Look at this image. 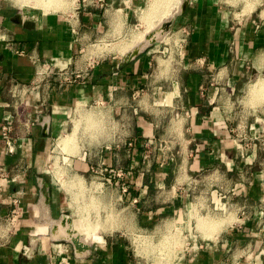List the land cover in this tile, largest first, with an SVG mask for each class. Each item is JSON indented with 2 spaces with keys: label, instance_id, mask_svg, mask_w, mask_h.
Segmentation results:
<instances>
[{
  "label": "crops",
  "instance_id": "crops-1",
  "mask_svg": "<svg viewBox=\"0 0 264 264\" xmlns=\"http://www.w3.org/2000/svg\"><path fill=\"white\" fill-rule=\"evenodd\" d=\"M104 1L43 12L0 0V264H138L123 232L82 240L47 175L79 107L106 128L71 168L110 182L102 192L122 199L132 230L208 202L219 230L190 238L173 264H264V0H188L166 37L136 46L122 38L146 0ZM152 1L143 22L162 4Z\"/></svg>",
  "mask_w": 264,
  "mask_h": 264
},
{
  "label": "rangeland",
  "instance_id": "rangeland-1",
  "mask_svg": "<svg viewBox=\"0 0 264 264\" xmlns=\"http://www.w3.org/2000/svg\"><path fill=\"white\" fill-rule=\"evenodd\" d=\"M8 1H10L15 8L22 11L42 10L43 12L66 10L72 8L75 3V0H58V2L55 1L57 2L55 4L52 3L51 0H47L48 2L46 0H40L41 3H39V0V2L36 0ZM158 1L162 3L163 0ZM166 1L168 0H164L162 4L156 5L155 8H151L152 15H157L154 11L169 12L173 4L171 13L161 19L155 18L147 23L140 19L141 14L148 4V0H146V4L138 13V19L132 22L133 27L131 31L128 30L130 35L124 36L122 38L123 41L128 45L133 44V46H136L141 42L144 33V37H146V34L157 28L162 31L157 40L166 37L168 34L166 30L161 29L162 23L171 18L175 12L180 11V3L182 0H169L168 3H166ZM157 7L161 10L158 11ZM167 43L170 44L168 39ZM145 44H147V42ZM143 45L144 44L139 45V47ZM173 52L174 49L171 47V50L165 51V54L162 53V57L165 59L170 56L172 57ZM170 65L171 63L168 66ZM260 82L264 84V80H258L255 83ZM257 96L258 94L256 97ZM261 97H264V93ZM257 102L258 100L252 101V104H256ZM109 126V123H107V127L110 129ZM105 128L106 126L104 124L99 123L98 111L94 109L89 111V109H87L85 112H82L79 107L75 114L71 116V120L66 127L67 131L65 130L63 134H60L59 137L53 140L49 149L51 151L48 153L47 175L54 179V184L62 191L64 209L67 210L74 219H77V222L81 226V233L83 234L82 240L85 239L88 242L93 239L95 234L101 235L111 231L123 232L126 234L124 237L125 243L132 257L138 264H173L179 252L184 251L185 247H189L190 238L195 239L196 237L200 238V235L204 236L206 231L212 228L209 225L214 226L211 231L212 234H215L219 230L218 226L220 223L216 222V218L210 216L212 212L208 209L213 207L210 206L208 202L200 206L193 204L189 213L181 214L179 218L177 217L175 220L172 219V221L159 222L157 227L153 226L154 228L150 227L143 231L132 230L133 228L130 227L131 216L129 212L125 211L122 199L119 198V205L116 201L114 202L113 198L105 197L102 192L103 189L110 186V182L95 178L94 173L75 172L70 165V159L83 157L84 152L87 153L89 151L85 149L84 146L89 144V142H97L100 133L104 132ZM69 134H72L71 145L73 146V149L70 150L62 145L61 142V138ZM107 135H110L108 130ZM91 151L94 152L96 150ZM199 208L202 209L201 212ZM215 213H217L216 210H214V214ZM81 220H83L84 223ZM180 224H182V226Z\"/></svg>",
  "mask_w": 264,
  "mask_h": 264
},
{
  "label": "water",
  "instance_id": "water-1",
  "mask_svg": "<svg viewBox=\"0 0 264 264\" xmlns=\"http://www.w3.org/2000/svg\"><path fill=\"white\" fill-rule=\"evenodd\" d=\"M187 4H188V0H182V1H181V3H180V11H181V12H183V11L185 10ZM17 17L20 18L19 15H17ZM170 25H171V20H170V19H167V20H165V21L162 23V27H161V29H162V30L164 29V30L167 31V30L170 28ZM154 33H155V30L149 32L148 34H146V38H147V39H150V41H155L159 36H158V35H155ZM159 33H160V35H161L162 31H160ZM150 41H149V42H150ZM42 191H43V193L45 194V196H46V198H47V200H48L49 197H48V194H47L46 184H44V186H43V188H42ZM64 221H66V222H67V221L70 222V219L67 218V217H65V218H64ZM69 232H71L69 238H70L71 242L74 244L75 248H76L78 251L82 252V251L88 249V245L80 240V237H79L78 234L73 235V234H74V233H73V230H70Z\"/></svg>",
  "mask_w": 264,
  "mask_h": 264
},
{
  "label": "built area",
  "instance_id": "built-area-1",
  "mask_svg": "<svg viewBox=\"0 0 264 264\" xmlns=\"http://www.w3.org/2000/svg\"><path fill=\"white\" fill-rule=\"evenodd\" d=\"M96 1L101 6H104L106 4L104 0H96ZM180 43H182V42H180ZM45 73H46V71H43L41 68H39L38 74L41 75V74H45ZM10 133H11V126L9 124L3 125L1 127V137L6 142V145L9 148V150H11L10 149V143H9L11 141V139H10L11 138L10 137ZM119 174L120 173L118 172V176H119ZM122 190L125 192L126 191V188L125 187H122Z\"/></svg>",
  "mask_w": 264,
  "mask_h": 264
},
{
  "label": "bare ground",
  "instance_id": "bare-ground-1",
  "mask_svg": "<svg viewBox=\"0 0 264 264\" xmlns=\"http://www.w3.org/2000/svg\"><path fill=\"white\" fill-rule=\"evenodd\" d=\"M36 1H38V0H36ZM36 1H35V2H36ZM39 1H40V0H39ZM39 1H38V2H39ZM46 1H47V0H46ZM46 1H45V2H46ZM48 1H49V0H48ZM48 1H47V2H48ZM52 1H58V0H51V2H52ZM163 1H164V0H163ZM163 1H162V3H163ZM168 1H169V0H168ZM168 1H166V3H168ZM38 2H37V3H38ZM47 2H46V3H47ZM152 2H153V1H152ZM155 2H156V1H155ZM39 3H41V1H40ZM43 3H44V2H43ZM46 3H45V4H46ZM158 3H159V2H158ZM24 4H25V3H24ZM47 4H49V3H47ZM150 4H151V2H150ZM153 4H154V2H153ZM154 5H155V4H154ZM157 5H158V4H157ZM168 5H169V4H168ZM149 6H150V5H149V3H148V7H149ZM146 7H147V6H146ZM155 7H156V5H155ZM152 8H153V7H152ZM146 9H148V8H146ZM149 9H151V8H149ZM157 9H158V7H157ZM154 10H155V9H154ZM158 11H159V10H158ZM145 12L147 13L148 11H145ZM154 13H155V14L158 13L159 16H160V13H159V12H155V11H154ZM144 14H145V13H143V15H144ZM149 14H150V12H149L147 15H149ZM150 15H151V14H150ZM144 16H145V15H144ZM144 16H143V17H144ZM153 17L155 18V15H154ZM153 17H151V18H153ZM156 17H157V16H156ZM140 18L143 19L142 17H140ZM151 18H149V16H148V19H150V21H151ZM148 19H147V20H148ZM148 22H149V20H148ZM146 26H147V25H146ZM148 26H149V25H148ZM144 35H145V34H144ZM140 36H141V35H140ZM130 39H131V38H130ZM137 41H138V40H137ZM137 43H138V42H137ZM132 47H133V46H132ZM260 83H261V82H260ZM259 85H260V84H259ZM262 88H263V87H262ZM251 91H252V90H251ZM254 91H255V90H254ZM254 91H253V94H254ZM253 94H252V95H253ZM260 94H261V93H260ZM254 95H255V94H254ZM71 138H72V137H71ZM61 139H62V140H61L62 145H64V146L68 149V148L70 147V145H71V143H69L70 141H69L68 139L64 138V137L61 138ZM70 140H71V139H70ZM61 142H60V143H61ZM71 142H72V141H71ZM68 143H69V144H68ZM67 149H66V150H67ZM68 150H70V149H68ZM86 206H87V205H86ZM83 220H84V219H83ZM83 220H81V221H83ZM85 222H86V221H85ZM83 223H84V221H83ZM83 223H82V224H83ZM113 223H115V222H113ZM80 224H81V223H80ZM76 225H77V223H76ZM84 226H85V225H84ZM87 227H90V226H87ZM94 227H95V226H94ZM90 228H91V227H90ZM79 229H80V228H79ZM80 230H82V228H81ZM87 232H90V231H87ZM92 232H93V231H92ZM86 234H87V233H86ZM81 237H82V236H81ZM161 244H162V243H161Z\"/></svg>",
  "mask_w": 264,
  "mask_h": 264
}]
</instances>
